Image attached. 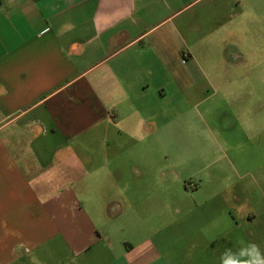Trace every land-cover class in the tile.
Here are the masks:
<instances>
[{
  "label": "crops",
  "instance_id": "1",
  "mask_svg": "<svg viewBox=\"0 0 264 264\" xmlns=\"http://www.w3.org/2000/svg\"><path fill=\"white\" fill-rule=\"evenodd\" d=\"M263 184L264 0H0V264H252Z\"/></svg>",
  "mask_w": 264,
  "mask_h": 264
},
{
  "label": "clouds",
  "instance_id": "2",
  "mask_svg": "<svg viewBox=\"0 0 264 264\" xmlns=\"http://www.w3.org/2000/svg\"><path fill=\"white\" fill-rule=\"evenodd\" d=\"M253 247L258 249L259 247L255 244H253ZM228 264H236L235 261H230ZM252 264H264V260L257 258L255 261L252 262Z\"/></svg>",
  "mask_w": 264,
  "mask_h": 264
},
{
  "label": "rangeland",
  "instance_id": "3",
  "mask_svg": "<svg viewBox=\"0 0 264 264\" xmlns=\"http://www.w3.org/2000/svg\"><path fill=\"white\" fill-rule=\"evenodd\" d=\"M221 106V105H217V104H215L214 105V109L216 110V109H218L219 111L221 110L219 107ZM186 120L185 119H183V122H185ZM262 186V188H263V192H264V184L263 185H261Z\"/></svg>",
  "mask_w": 264,
  "mask_h": 264
},
{
  "label": "built area",
  "instance_id": "4",
  "mask_svg": "<svg viewBox=\"0 0 264 264\" xmlns=\"http://www.w3.org/2000/svg\"><path fill=\"white\" fill-rule=\"evenodd\" d=\"M185 59H186V57H185V56H183V62L185 61Z\"/></svg>",
  "mask_w": 264,
  "mask_h": 264
}]
</instances>
